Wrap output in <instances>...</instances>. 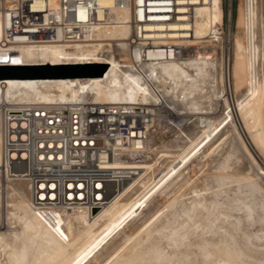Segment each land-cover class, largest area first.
<instances>
[{"label":"bare ground","instance_id":"1","mask_svg":"<svg viewBox=\"0 0 264 264\" xmlns=\"http://www.w3.org/2000/svg\"><path fill=\"white\" fill-rule=\"evenodd\" d=\"M112 13V23L96 26L91 34L97 40L73 45L11 42L10 52H0V60L10 64L103 60L104 73L82 80L4 78L0 100L71 102L88 92L95 100L155 105L172 116L177 132L167 140L175 149L162 147V152L158 140L149 136L143 152L129 151L111 160L129 173L105 205L91 216L72 208L53 222L30 206L25 182L4 175L0 166V264H264V188L258 177L264 173L259 0H239L236 30L227 28L221 35L229 44L227 73L236 93L231 101L217 88L221 64L212 47L150 50L153 63L140 68L145 78L116 67L114 52L105 45L124 43L129 25L126 10ZM220 18V0H199L190 8L188 23H168L171 31L163 42L220 44L204 39ZM6 22L0 20V38ZM187 26L189 38L180 30ZM217 101L222 111L213 120L203 113ZM188 115H194V127L186 131ZM1 150L0 137V164ZM162 161L163 168L155 173ZM233 183L235 187H225Z\"/></svg>","mask_w":264,"mask_h":264},{"label":"built area","instance_id":"2","mask_svg":"<svg viewBox=\"0 0 264 264\" xmlns=\"http://www.w3.org/2000/svg\"><path fill=\"white\" fill-rule=\"evenodd\" d=\"M198 1L0 0V20H7L0 38V52H10L11 42L73 45L97 40L91 38L95 27L112 23V9L120 8L128 13L129 35L124 43L114 42L105 47L114 52L116 67L145 78L140 68L153 63L147 55L150 50L170 46L184 52L220 48L201 41L177 46L163 42L171 31L168 23H188L190 8ZM238 3L239 0H220V21L209 27L204 39L212 43L222 41L223 32L231 28ZM259 7L260 42L264 51V0H259ZM180 30L183 37L191 36L188 26ZM101 61L85 63L106 64ZM0 64L10 63L0 60ZM260 75L264 120V65ZM76 78L89 79L88 76ZM3 82L4 78H0V85ZM153 106L138 101L95 100L88 92L71 102L0 100L2 172L25 182L30 206L50 222L72 208H81L91 216L128 176L129 172L123 168L112 166L111 160L129 151L143 152L149 135L159 131L161 124L170 123L163 111L158 112Z\"/></svg>","mask_w":264,"mask_h":264},{"label":"rangeland","instance_id":"3","mask_svg":"<svg viewBox=\"0 0 264 264\" xmlns=\"http://www.w3.org/2000/svg\"><path fill=\"white\" fill-rule=\"evenodd\" d=\"M239 4V3H238ZM237 8H238V5H237ZM236 13H237V9L236 10H234V12H233V14H232V22H231V28H229L232 32H234L235 30H236ZM227 30V29H226ZM226 30L224 31V32H226ZM216 46H220V48L218 49H213V55H214V57L216 58V59H218L219 60V62H220V64H221V66L218 68V75L220 76H218L217 75V81H216V84H217V88H218V90H220V91H222V93H221V95L223 94V95H225L226 94V96L225 97H228V99L231 101V100H233V98H234V96H235V94L236 93H234V91H233V82L231 81V80H229V75H228V73H227V68H228V71H231V65H227V63H226V61H227V57H226V47L227 46H229V44L228 43H224V41L222 40V41H220V44H216ZM205 48V47H204ZM208 49H210V47H208V48H206L205 50H208ZM226 64V65H225ZM225 92V93H224ZM234 95V96H233ZM218 102V104H215L214 105V108H209V109H206V111H209L210 113V119H215L216 117L218 118V115L220 116V114H221V111H222V107H221V105H220V101H217ZM216 106V107H215ZM158 106H156V108H157ZM163 115H164V118L165 119H167L170 123H166L165 125H162L161 124V122H162V119H160L159 118V115H158V118H159V122H158V124H161L160 125V128H159V131H157L156 133H151L149 136L153 139L154 138V141L155 140H158L157 141V145L156 144H154V145H152V148L153 147H155V145L157 146V148H158V150H160V151H162V152H164L163 150H165V148H167L168 150H170V149H175V146H173V142L171 141V143H170V140H172V135H174V134H176V132L177 131H175L176 130V128H175V126L173 127V123H174V121H172V116L171 115H166V113L165 112H161ZM209 114H208V116H209ZM214 115H215V117H214ZM190 116V117H189ZM194 115H188V116H184L185 117V129H186V131L187 130H189V129H193V127H194V125L192 124V121H194V117H193ZM193 117V118H192ZM214 117V118H213ZM157 118V119H158ZM193 119V120H192ZM191 120V121H190ZM185 129H182V130H184L185 131ZM160 133V135H158ZM157 136V137H156ZM160 136H161V139H160ZM171 136V137H170ZM167 137V138H166ZM166 138V139H165ZM167 139H170V140H167ZM160 140V141H159ZM162 140H164V143H163V145L161 144V142H162ZM167 140V141H166ZM235 141V140H234ZM158 142H160V143H158ZM148 143V142H147ZM169 143V144H168ZM160 144V145H159ZM172 144V145H171ZM225 147H223V148H227L226 146L227 145H224ZM231 145H229V147H230ZM162 147H164V149L162 150ZM171 147V148H170ZM242 146L240 145V149H239V152H242V148H241ZM157 148H156V150L155 151H157ZM161 148V149H160ZM155 149V148H154ZM166 149V150H167ZM140 159V158H139ZM164 161V160H163ZM162 161V164H160L161 163V161H160V163H159V166H156L157 168H155L156 169V172L155 173H157L159 170H161V168H163V166H164V164H165V162H163ZM242 163L240 162V166H242L241 165ZM156 165H158V164H156ZM245 164H243V168H244V170H247V167H246V169H245ZM159 168V169H158ZM210 168V167H209ZM261 169L264 171V165L262 166L261 165ZM1 174V173H0ZM239 174H241V175H243V173H239ZM2 175V174H1ZM3 177V176H2ZM258 177H260V182H261V185H262V187L264 188V173H259V176ZM4 181H5V179H3ZM12 183V182H11ZM13 184V183H12ZM14 185V187L13 188H16L15 187V184H13ZM235 183H233V184H227L225 187L227 188V189H231V188H233V187H235ZM17 190H18V188H16ZM109 250H112V249H109Z\"/></svg>","mask_w":264,"mask_h":264},{"label":"water","instance_id":"4","mask_svg":"<svg viewBox=\"0 0 264 264\" xmlns=\"http://www.w3.org/2000/svg\"><path fill=\"white\" fill-rule=\"evenodd\" d=\"M105 63L0 64V78L100 76Z\"/></svg>","mask_w":264,"mask_h":264}]
</instances>
